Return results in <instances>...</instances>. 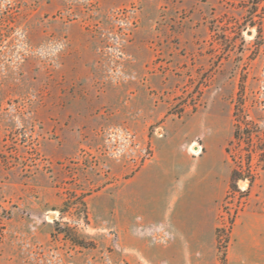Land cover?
Listing matches in <instances>:
<instances>
[{
	"label": "rangeland",
	"instance_id": "obj_1",
	"mask_svg": "<svg viewBox=\"0 0 264 264\" xmlns=\"http://www.w3.org/2000/svg\"><path fill=\"white\" fill-rule=\"evenodd\" d=\"M193 183L214 232L174 237ZM0 264H264V0H0Z\"/></svg>",
	"mask_w": 264,
	"mask_h": 264
},
{
	"label": "crops",
	"instance_id": "obj_2",
	"mask_svg": "<svg viewBox=\"0 0 264 264\" xmlns=\"http://www.w3.org/2000/svg\"><path fill=\"white\" fill-rule=\"evenodd\" d=\"M161 141L158 140V146H160ZM159 148V147H158ZM202 152L200 155L196 156L198 159L199 174H210L214 171L211 170L212 167V156L217 153L218 157L222 159V150L221 148H217V145L210 142L209 137L206 136L202 143ZM163 161L162 157L159 154L155 159V162L149 165L142 170H139L137 173V179L139 181H145L150 179V183L140 184L139 188H136L137 196L135 198L136 205L142 206L141 200L143 196L149 193L150 201L154 205V207L159 205V203L163 200L164 194L169 186L166 184L164 178L167 177V172L162 168ZM201 169V170H200ZM172 174L175 176L177 174V167L174 166L172 168ZM185 187V184L182 187ZM181 188V192L185 190V188ZM174 191H180L178 187H174ZM223 195V192L218 191L215 188V185L206 184V183H196L187 185V190L185 196L190 198L188 202L197 203V207L199 208L198 213L196 215H185V214H177L171 219L168 220L166 225L161 223V227L165 228L164 230L174 237H186V236H198V237H208L211 236L214 232V218H213V207L215 205L216 199L220 198ZM195 197V198H194ZM142 198V199H141ZM174 198H177L175 194ZM138 200V201H137ZM158 202V203H157ZM157 203V204H156ZM187 205V204H186ZM185 205V206H186ZM161 215V214H159Z\"/></svg>",
	"mask_w": 264,
	"mask_h": 264
},
{
	"label": "trees",
	"instance_id": "obj_3",
	"mask_svg": "<svg viewBox=\"0 0 264 264\" xmlns=\"http://www.w3.org/2000/svg\"><path fill=\"white\" fill-rule=\"evenodd\" d=\"M249 134H250V129L247 124L244 128H241L239 123L235 124V129L233 131V139L235 140L242 139L248 142L250 138ZM229 149H230L229 146L225 148V151L228 155L230 151ZM250 170H251L250 165H247V173H249ZM244 177H245L244 172H242L237 168H233L230 174V181H229L230 186H236L237 181L243 179Z\"/></svg>",
	"mask_w": 264,
	"mask_h": 264
},
{
	"label": "built area",
	"instance_id": "obj_4",
	"mask_svg": "<svg viewBox=\"0 0 264 264\" xmlns=\"http://www.w3.org/2000/svg\"><path fill=\"white\" fill-rule=\"evenodd\" d=\"M201 150V147L199 146H195L194 148H193V151H194V153H198L199 151Z\"/></svg>",
	"mask_w": 264,
	"mask_h": 264
},
{
	"label": "bare ground",
	"instance_id": "obj_5",
	"mask_svg": "<svg viewBox=\"0 0 264 264\" xmlns=\"http://www.w3.org/2000/svg\"><path fill=\"white\" fill-rule=\"evenodd\" d=\"M197 146V145H196ZM193 151V150H192ZM194 152V151H193Z\"/></svg>",
	"mask_w": 264,
	"mask_h": 264
}]
</instances>
